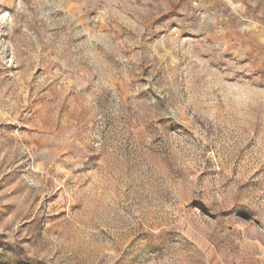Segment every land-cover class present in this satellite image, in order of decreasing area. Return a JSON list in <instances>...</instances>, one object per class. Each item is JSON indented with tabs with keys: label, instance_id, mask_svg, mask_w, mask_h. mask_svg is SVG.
Returning <instances> with one entry per match:
<instances>
[{
	"label": "rangeland",
	"instance_id": "374dc122",
	"mask_svg": "<svg viewBox=\"0 0 264 264\" xmlns=\"http://www.w3.org/2000/svg\"><path fill=\"white\" fill-rule=\"evenodd\" d=\"M0 264L264 263V0H0Z\"/></svg>",
	"mask_w": 264,
	"mask_h": 264
},
{
	"label": "trees",
	"instance_id": "16d2710c",
	"mask_svg": "<svg viewBox=\"0 0 264 264\" xmlns=\"http://www.w3.org/2000/svg\"><path fill=\"white\" fill-rule=\"evenodd\" d=\"M4 239H1L0 242H3Z\"/></svg>",
	"mask_w": 264,
	"mask_h": 264
},
{
	"label": "built area",
	"instance_id": "2783aa9c",
	"mask_svg": "<svg viewBox=\"0 0 264 264\" xmlns=\"http://www.w3.org/2000/svg\"><path fill=\"white\" fill-rule=\"evenodd\" d=\"M264 264V263H263Z\"/></svg>",
	"mask_w": 264,
	"mask_h": 264
}]
</instances>
